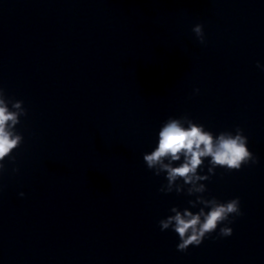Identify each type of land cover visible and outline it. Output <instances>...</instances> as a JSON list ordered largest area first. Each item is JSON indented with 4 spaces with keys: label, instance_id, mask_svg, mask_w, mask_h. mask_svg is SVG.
<instances>
[{
    "label": "water",
    "instance_id": "water-1",
    "mask_svg": "<svg viewBox=\"0 0 264 264\" xmlns=\"http://www.w3.org/2000/svg\"><path fill=\"white\" fill-rule=\"evenodd\" d=\"M257 62L188 0H0V88L27 110L0 173V264H264ZM185 115L214 134L240 127L259 162L202 181L243 215L180 252L159 221L196 196L160 192L143 155Z\"/></svg>",
    "mask_w": 264,
    "mask_h": 264
},
{
    "label": "clouds",
    "instance_id": "clouds-1",
    "mask_svg": "<svg viewBox=\"0 0 264 264\" xmlns=\"http://www.w3.org/2000/svg\"><path fill=\"white\" fill-rule=\"evenodd\" d=\"M192 31L199 42L204 44L203 25L196 24ZM257 67L264 70V65L259 62ZM26 115L23 101L9 99L5 90L0 88V173L5 171L3 162L7 158L14 160L11 155L13 150L23 143V136L17 132L16 126L20 123V118ZM206 159L207 174L202 175L200 172ZM143 161L156 176L165 174L167 183L160 187V192L175 191L180 194L186 190L188 196H196L195 200L188 201L189 207L181 210L173 206L170 209L173 214L159 221L161 231L171 229L178 235L177 250L180 252H186L189 246H200L218 228V238L231 236L233 229L228 225L233 223V219L230 217L243 215L239 197L224 202L215 197L205 198L203 193L207 188L202 181L215 175L217 167L238 171L244 165L259 162L249 150L248 137L240 127L235 129V133L222 131L214 134L186 115L180 118L170 117L163 123L158 132L157 146L143 155ZM19 195L23 197L24 193ZM198 205L202 206L193 212L191 209Z\"/></svg>",
    "mask_w": 264,
    "mask_h": 264
}]
</instances>
